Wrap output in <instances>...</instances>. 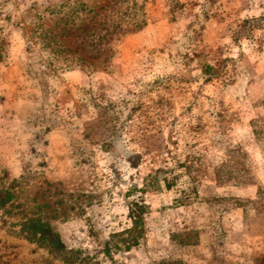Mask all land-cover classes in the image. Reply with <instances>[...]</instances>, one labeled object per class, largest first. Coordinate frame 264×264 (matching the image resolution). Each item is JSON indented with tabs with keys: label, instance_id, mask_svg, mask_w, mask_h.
Wrapping results in <instances>:
<instances>
[{
	"label": "rangeland",
	"instance_id": "obj_1",
	"mask_svg": "<svg viewBox=\"0 0 264 264\" xmlns=\"http://www.w3.org/2000/svg\"><path fill=\"white\" fill-rule=\"evenodd\" d=\"M109 1L0 0V264H264V0H127L146 26L94 69L43 49Z\"/></svg>",
	"mask_w": 264,
	"mask_h": 264
},
{
	"label": "trees",
	"instance_id": "obj_2",
	"mask_svg": "<svg viewBox=\"0 0 264 264\" xmlns=\"http://www.w3.org/2000/svg\"><path fill=\"white\" fill-rule=\"evenodd\" d=\"M85 12V10H84ZM58 31L42 29L40 39L43 49H48L53 56L65 55L64 62L67 68L85 67L96 68L105 65L115 54L116 46L129 34L136 33L146 26L143 9L135 2L127 0H110L107 5L86 11L85 18L79 15L66 16L57 22ZM72 37V40L63 41L62 38ZM89 55L91 59H88ZM19 181L7 188L0 189V211L10 214L17 198L16 187ZM21 206V205H19ZM24 212V207L22 206ZM38 213L25 217L20 224V233L26 239L41 245H58L59 240L51 224ZM141 221L139 215L133 217L132 233ZM133 240V239H132Z\"/></svg>",
	"mask_w": 264,
	"mask_h": 264
}]
</instances>
